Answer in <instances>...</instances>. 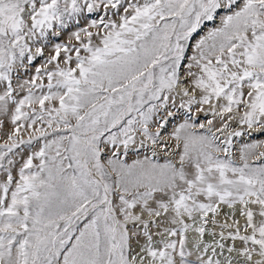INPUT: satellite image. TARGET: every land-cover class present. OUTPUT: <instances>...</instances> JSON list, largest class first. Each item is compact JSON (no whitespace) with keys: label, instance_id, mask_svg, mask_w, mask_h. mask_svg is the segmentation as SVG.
<instances>
[{"label":"snow or ice","instance_id":"6c2138e0","mask_svg":"<svg viewBox=\"0 0 264 264\" xmlns=\"http://www.w3.org/2000/svg\"><path fill=\"white\" fill-rule=\"evenodd\" d=\"M253 132L264 0H0V264H264Z\"/></svg>","mask_w":264,"mask_h":264},{"label":"rangeland","instance_id":"374dc122","mask_svg":"<svg viewBox=\"0 0 264 264\" xmlns=\"http://www.w3.org/2000/svg\"><path fill=\"white\" fill-rule=\"evenodd\" d=\"M91 18H96L95 16H93V17H91ZM203 34V33H202ZM59 40L60 41H62V42H67V33H65L64 35H62L60 38H59ZM49 54V51L48 50H46V52H45V56H47ZM191 54V52L189 51V55ZM43 62V58H40V59H38L37 61H36V66H40V64ZM33 71H34V69H33ZM179 102H180V100H179V98H177V104H179ZM203 115H201V117H200V120L201 121H203ZM171 128H172V125L170 124L169 126H168V129H167V131L168 132H170L171 131ZM8 130H10V126L8 125V123L6 122L5 123V128H4V131H8ZM26 138V137H25ZM243 142H249V143H251V142H257V143H259V142H264V133H261V132H253L252 134H251V136H245V137H243V138H240V139H237V140H235V143H236V145L237 146H239L241 143H243ZM0 143H3V140L2 139H0ZM261 150H264V149H261ZM28 153H25L24 155L26 156ZM19 165H17V167H18ZM14 175H15V170H14Z\"/></svg>","mask_w":264,"mask_h":264}]
</instances>
